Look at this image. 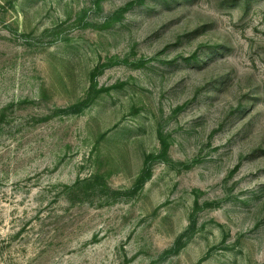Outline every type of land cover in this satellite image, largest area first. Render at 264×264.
Segmentation results:
<instances>
[{
  "label": "rangeland",
  "instance_id": "rangeland-1",
  "mask_svg": "<svg viewBox=\"0 0 264 264\" xmlns=\"http://www.w3.org/2000/svg\"><path fill=\"white\" fill-rule=\"evenodd\" d=\"M138 1L0 0V264H264V0Z\"/></svg>",
  "mask_w": 264,
  "mask_h": 264
},
{
  "label": "trees",
  "instance_id": "trees-1",
  "mask_svg": "<svg viewBox=\"0 0 264 264\" xmlns=\"http://www.w3.org/2000/svg\"><path fill=\"white\" fill-rule=\"evenodd\" d=\"M138 2H139V3H142V2H144V1H143V0H139ZM133 5H134V4H129V5H128L124 10H122V11L127 10L128 8L132 7ZM87 100H88V99H86V102H87ZM150 176H151V174H150V170H149L148 168H146L145 173H144V175L142 176L140 182H142V184L145 183L146 180H149ZM180 242H181V240H179V241L174 245L173 249L171 250L172 252L175 253V252L178 251V249L180 248V247H178L179 244H180Z\"/></svg>",
  "mask_w": 264,
  "mask_h": 264
}]
</instances>
